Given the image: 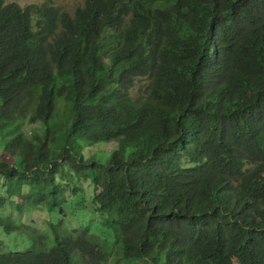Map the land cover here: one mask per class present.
I'll list each match as a JSON object with an SVG mask.
<instances>
[{"label":"trees","instance_id":"obj_1","mask_svg":"<svg viewBox=\"0 0 264 264\" xmlns=\"http://www.w3.org/2000/svg\"><path fill=\"white\" fill-rule=\"evenodd\" d=\"M0 181V264H264V0H0Z\"/></svg>","mask_w":264,"mask_h":264},{"label":"rangeland","instance_id":"obj_2","mask_svg":"<svg viewBox=\"0 0 264 264\" xmlns=\"http://www.w3.org/2000/svg\"><path fill=\"white\" fill-rule=\"evenodd\" d=\"M51 1L56 8H58L61 11L68 12V14L71 16L73 15L75 9L81 7L84 3V0H51ZM5 2L16 3L21 7H25L31 4L41 5L44 2V0H5ZM146 84L147 81L145 79L137 80L134 83V87L130 90V94L133 97V99L135 97H139L144 94ZM28 133H32L34 135L43 137L44 129L41 125L38 124L29 127ZM113 143L115 142H112L111 144L113 146L110 147L87 149L85 150V153L88 156L95 154L94 157L96 158V160L104 163L108 160L109 153L111 152L112 148L115 147ZM82 187L85 189L87 188L85 190V195L87 197L88 204L86 205L90 208V210H92L91 202L89 200V193L91 192L90 187L86 183L83 184ZM65 199H66V205L63 206V214L60 217L62 230L71 231L73 229H78L82 227V228H86L88 232L93 236L100 238L101 235L99 234V231L106 230V228H109L110 219L107 215L105 216V227H106L105 228L104 226L101 225L100 217H98L96 214L89 218L90 213L86 212V215L89 218L86 219L84 217L81 218L82 216L80 215V213H78V215L80 216L79 217L76 215L75 212H73V210L76 209L78 200L75 199L71 195V193L67 192L65 194ZM0 216L3 217L10 216L15 220H18L22 224L35 228L39 231H43V232L49 231L48 222L50 220L49 219L50 216L47 214V212H45V210H43V208H36L30 211L19 213L13 210V207L11 206L10 202H5L4 204L0 205ZM0 242H3L2 251L4 253L23 252L29 248L27 241L20 240V238L13 235H7L1 229H0ZM116 261H115V255H113L110 259H108L106 264H115ZM73 264H80V262L77 258H73ZM119 264H123V262L119 260Z\"/></svg>","mask_w":264,"mask_h":264}]
</instances>
